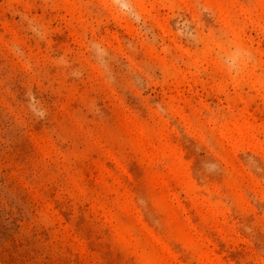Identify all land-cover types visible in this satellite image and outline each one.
Masks as SVG:
<instances>
[{
	"label": "rangeland",
	"instance_id": "obj_1",
	"mask_svg": "<svg viewBox=\"0 0 264 264\" xmlns=\"http://www.w3.org/2000/svg\"><path fill=\"white\" fill-rule=\"evenodd\" d=\"M0 264H264V0H0Z\"/></svg>",
	"mask_w": 264,
	"mask_h": 264
}]
</instances>
